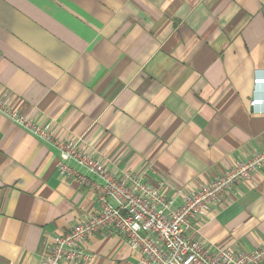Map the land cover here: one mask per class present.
<instances>
[{
	"label": "crops",
	"instance_id": "obj_1",
	"mask_svg": "<svg viewBox=\"0 0 264 264\" xmlns=\"http://www.w3.org/2000/svg\"><path fill=\"white\" fill-rule=\"evenodd\" d=\"M257 78L264 0H0V101L115 176L165 180L169 196L264 149V104L250 105L264 100ZM58 162L0 114V264H40L54 236L98 210L102 182L64 178ZM186 235L213 252L264 247V170ZM85 247L88 264H138L113 232Z\"/></svg>",
	"mask_w": 264,
	"mask_h": 264
},
{
	"label": "built area",
	"instance_id": "obj_2",
	"mask_svg": "<svg viewBox=\"0 0 264 264\" xmlns=\"http://www.w3.org/2000/svg\"><path fill=\"white\" fill-rule=\"evenodd\" d=\"M254 83L262 85L264 78H257ZM262 104L264 100L258 98L250 103L251 107ZM0 114L57 152L62 177H75L89 184L92 176L102 182L98 187V210L79 220L70 231L54 236L40 264L91 263L93 257L86 251V241L104 232L124 237L137 254L138 264L264 262V247L246 252L223 246L213 252L202 240L186 235L192 221L212 220L214 206L225 195L243 182H253L254 175L264 170V149L236 161L200 189H178L169 196L165 180L152 185L132 173L115 176L94 152L82 150L72 139L57 138L51 123L34 122L11 107L7 98L0 101Z\"/></svg>",
	"mask_w": 264,
	"mask_h": 264
}]
</instances>
